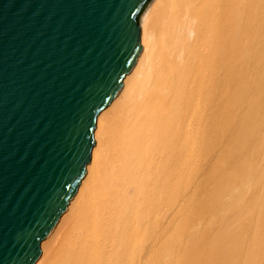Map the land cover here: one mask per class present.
Instances as JSON below:
<instances>
[{"label": "bare ground", "instance_id": "1", "mask_svg": "<svg viewBox=\"0 0 264 264\" xmlns=\"http://www.w3.org/2000/svg\"><path fill=\"white\" fill-rule=\"evenodd\" d=\"M34 264H264V0H151Z\"/></svg>", "mask_w": 264, "mask_h": 264}, {"label": "water", "instance_id": "2", "mask_svg": "<svg viewBox=\"0 0 264 264\" xmlns=\"http://www.w3.org/2000/svg\"><path fill=\"white\" fill-rule=\"evenodd\" d=\"M151 0H0V264H34L139 56Z\"/></svg>", "mask_w": 264, "mask_h": 264}]
</instances>
